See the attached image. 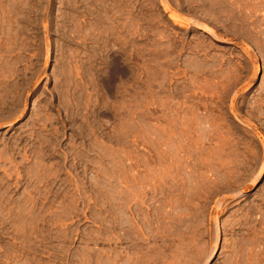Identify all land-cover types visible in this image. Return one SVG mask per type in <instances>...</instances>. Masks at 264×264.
Here are the masks:
<instances>
[{"label": "rangeland", "instance_id": "1", "mask_svg": "<svg viewBox=\"0 0 264 264\" xmlns=\"http://www.w3.org/2000/svg\"><path fill=\"white\" fill-rule=\"evenodd\" d=\"M263 163L264 0H0V264H264Z\"/></svg>", "mask_w": 264, "mask_h": 264}, {"label": "bare ground", "instance_id": "2", "mask_svg": "<svg viewBox=\"0 0 264 264\" xmlns=\"http://www.w3.org/2000/svg\"><path fill=\"white\" fill-rule=\"evenodd\" d=\"M170 16H171V17H172V19H174V20H176V19H177L176 17H174V16H172V15H170ZM208 32H209L211 35L213 34V31H211V30H209ZM263 164H264V163H263ZM262 168H263V167H262ZM262 168H261V169H262ZM254 181H255V180H254Z\"/></svg>", "mask_w": 264, "mask_h": 264}]
</instances>
